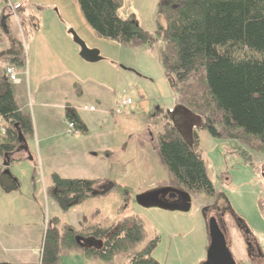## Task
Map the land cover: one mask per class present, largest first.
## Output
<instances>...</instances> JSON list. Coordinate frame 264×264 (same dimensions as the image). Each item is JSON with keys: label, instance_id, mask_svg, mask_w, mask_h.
I'll use <instances>...</instances> for the list:
<instances>
[{"label": "rangeland", "instance_id": "rangeland-1", "mask_svg": "<svg viewBox=\"0 0 264 264\" xmlns=\"http://www.w3.org/2000/svg\"><path fill=\"white\" fill-rule=\"evenodd\" d=\"M10 1L22 7L17 12L18 21L12 17L14 24L9 30V36L19 43L17 50L23 62L22 67L16 68V74L23 83L27 73L30 75L32 97L21 90L15 101L29 114L32 126L35 116L42 128L41 137L33 134L28 142L32 161H14L7 168L0 164V172L6 170L19 184L10 193L0 188V263L38 260L35 253L41 249L46 227L54 219L60 232L66 225L79 228L85 218L96 224H115L132 215L143 221L148 240L153 236L157 239L151 257L159 264H201L208 245L209 218H214L218 225L224 223V229L219 227L233 258L248 260L251 254L257 256L256 240L264 257V220L259 212L260 201L264 204V156H257L233 141L214 139L201 129H196L195 147L193 131L202 123L176 104L156 58L161 44L129 48L98 38L83 20L76 0ZM159 1L121 0L117 16L126 19L133 15L138 26L152 34L158 21ZM31 16L38 20L41 30L37 39L28 24ZM70 31L88 51L97 53V62L86 63L79 57V47ZM8 39V34L0 29V76L6 64L3 53L8 48ZM41 50L43 53H39ZM38 76L56 77L48 85L50 93L43 83L35 88ZM66 86L68 93L62 95L59 88ZM35 91L40 96L37 99ZM40 98L43 103L57 106L68 103L77 108L87 133L66 136L61 110H52L45 119L38 114ZM127 98L132 105L121 114H111ZM90 104L97 112L81 110ZM149 115L155 117H151L147 126ZM164 116H168L182 139L202 158L216 194L211 202L204 203L200 196L181 188L157 185L166 174L152 154L153 132L159 130ZM141 139L149 146L143 147ZM105 152L113 153L112 157H106ZM97 153L100 157L95 156ZM52 174L62 179L99 180L97 192L103 190V183L112 181L129 189V203L121 210L122 197L110 192L61 212L45 197ZM237 221L256 235L251 233L248 237ZM249 245L253 247L250 255ZM58 264L101 263L86 261L72 252L60 257Z\"/></svg>", "mask_w": 264, "mask_h": 264}, {"label": "trees", "instance_id": "trees-1", "mask_svg": "<svg viewBox=\"0 0 264 264\" xmlns=\"http://www.w3.org/2000/svg\"><path fill=\"white\" fill-rule=\"evenodd\" d=\"M76 2L86 25L100 39L129 48L161 44L156 58L176 104L202 123L193 131L196 148V129H201L214 139L233 141L257 156H264V0H160L158 21L152 34L142 30L133 15L126 19L117 16L121 0ZM0 13V29L9 38L8 48L3 53L6 64L0 76V157L10 164L26 160V154L17 150L14 126L26 143L33 139V126L29 114L17 106L16 87L5 75L7 67L23 66L17 50L19 43L9 36L14 20L5 0H0ZM28 24L38 31L35 17H29ZM118 105L111 114H121L128 107L116 112ZM151 117L148 116L147 126ZM64 119L72 121L80 135L87 131L75 111L66 109ZM153 133L152 154L166 174L157 185L181 188L188 194L200 196L204 203L214 200L216 194L202 158L182 139L168 116L161 119L159 130ZM140 141L143 147L149 146L143 139ZM104 155L110 157L112 153ZM4 171L0 172V188L10 193L19 184ZM99 182L62 179L52 174L45 197L66 213L90 198L115 192L122 197L123 210L129 203V189L106 182L103 190L97 192ZM259 212L264 220L261 201ZM57 224L54 219L47 225L37 264H58L60 257L72 252L86 261L101 264H159L151 257L157 239L154 236L147 239L139 216H126L115 224H96L85 218L79 228L66 225L60 232ZM255 244L256 257L260 259L255 264H264L257 240ZM252 258L234 260L236 264H254Z\"/></svg>", "mask_w": 264, "mask_h": 264}, {"label": "water", "instance_id": "water-1", "mask_svg": "<svg viewBox=\"0 0 264 264\" xmlns=\"http://www.w3.org/2000/svg\"><path fill=\"white\" fill-rule=\"evenodd\" d=\"M73 42L79 47V57L86 63H94L98 61L96 52H90L86 49L84 43L76 36L73 31L69 32ZM14 128L17 131L18 152L26 154V160L32 161L28 145L24 136L20 133L17 126ZM9 163L4 161L3 168H7ZM8 173L7 171H4ZM207 237L208 245L205 253V260L201 264H236L226 243L225 234L221 231L217 221L214 218H209L207 221Z\"/></svg>", "mask_w": 264, "mask_h": 264}, {"label": "crops", "instance_id": "crops-1", "mask_svg": "<svg viewBox=\"0 0 264 264\" xmlns=\"http://www.w3.org/2000/svg\"><path fill=\"white\" fill-rule=\"evenodd\" d=\"M39 34H41V30H40V27L38 28V31H36L35 33H34V35H33V37H34V39H37L38 38V36H40ZM29 49V48H28ZM51 49V48H50ZM67 49L70 51V52H72V49L71 48H69V47H67ZM32 51H33V49H32ZM39 53H43V51L41 50ZM48 63L49 64H51V60H49L48 61ZM57 63H59V61H57ZM15 71H16V69H15ZM52 78H56V77H54V76H48V77H45V78H41L40 76H38V77H36L35 78V80H34V85H35V88H38L39 87V85L41 84V83H43V84H45V85H47V87L45 88V90L46 91H48V93H50L51 92V89L49 88V86L48 85H50V81H51V79ZM30 75L27 73V75H26V78H25V82L23 83V82H19V84H17V85H15V87H16V94H15V96L17 95V94H19V92H21V90H23V91H25L26 93H27V95L30 97V99L32 98L31 97V92H30ZM58 80V79H57ZM20 81V80H19ZM58 82V81H57ZM59 85H61V84H59ZM17 87H18V89H17ZM59 90L62 92V95H65L64 94V92H66L67 91V86L66 87H62V88H59ZM67 93H68V91H67ZM33 95H34V98L35 99H37V97L39 96V94L37 93V91H35L34 93H33ZM32 95V96H33ZM40 97V96H39ZM42 99L40 98V101H41ZM18 106V105H17ZM82 107H93L94 108V111H92V112H89V113H95V112H97L96 111V108L94 107V105H84V106H82ZM81 107V108H82ZM37 108H38V114L39 115H41L44 119H45V117L46 116H48L50 113H51V111L52 110H61V112L63 113V125H64V127H65V132H66V122H68V121H66L65 119H64V111L66 110V109H68V111H75V114L77 115V117H79L78 116V114H77V108H74V107H72L70 104H68V103H63V104H61V105H59V106H57V105H54V104H50V103H47V102H45V103H43L42 101L40 102V103H38V105H37ZM20 110H22L21 108H19ZM85 112H88V111H85ZM32 119H33V129H34V131H33V134H34V136H37V135H39V137H41L40 136V132H41V125H40V121H39V119L37 118V119H35V116H34V118H33V116H32ZM80 119V118H79ZM81 120V119H80ZM72 122V121H71ZM83 125H84V123H83ZM148 132V129H146V131H145V133H147ZM85 133H87V131L85 132ZM27 145H28V143H27ZM29 145H28V150H29ZM112 155H113V153H112ZM112 155H110V157H112ZM95 156H99V154L97 153ZM100 157V156H99ZM112 181H109L108 183H111ZM35 256H36V254H35ZM37 262V260H36V258L34 259V260H31V261H29V260H26V262H22L21 264H34V263H36Z\"/></svg>", "mask_w": 264, "mask_h": 264}, {"label": "built area", "instance_id": "built-area-1", "mask_svg": "<svg viewBox=\"0 0 264 264\" xmlns=\"http://www.w3.org/2000/svg\"><path fill=\"white\" fill-rule=\"evenodd\" d=\"M6 6L8 8V11L10 13H14L17 9L20 8V5L19 4H15L13 5L12 3H10L8 0H7V3H6ZM5 75L6 77L8 78V80L13 83V84H18L19 83V80L17 79L16 77V74H15V71L12 67H7L5 69ZM131 105V101L130 100H125V101H122L118 106H117V110L116 112H118L119 110L123 109L124 107L126 106H129ZM84 111L88 110V111H92L93 108L92 107H89V108H86V107H83L82 108ZM80 134L79 130L76 128L75 124L72 123V122H67L66 123V135L67 136H72V137H76ZM0 162H1V157H0ZM41 254V252H40ZM39 259H40V255H39Z\"/></svg>", "mask_w": 264, "mask_h": 264}, {"label": "flooded vegetation", "instance_id": "flooded-vegetation-1", "mask_svg": "<svg viewBox=\"0 0 264 264\" xmlns=\"http://www.w3.org/2000/svg\"><path fill=\"white\" fill-rule=\"evenodd\" d=\"M224 212L222 211V213H221V215L223 214ZM223 216V215H222ZM224 217V216H223ZM234 217V216H233ZM235 218V217H234ZM235 220H236V218H235ZM238 222V221H237ZM238 225H239V229H243L244 230V233L249 237V235H250V233H248L247 232V230L245 229V227H243L241 224H240V222H238ZM219 226L221 227V229L223 228L224 229V223H222V225L221 224H219ZM246 235H244L243 237H245V238H247V236ZM248 239V238H247ZM253 239V238H252ZM253 241L255 242V240L253 239ZM255 244V243H254ZM255 246H256V244H255ZM247 249H248V253L249 252H252L253 251V247H251L250 245H249V247L247 246ZM256 250H257V247H256ZM258 251V250H257ZM258 254V253H257ZM248 255H250V253L248 254ZM248 257H253L252 258V260L254 261V264L256 263V261H260V259L259 258H257L256 256H254V255H252L251 254V256H248Z\"/></svg>", "mask_w": 264, "mask_h": 264}]
</instances>
